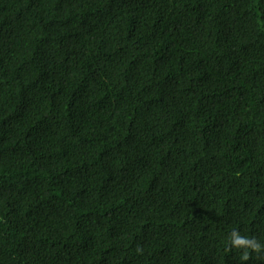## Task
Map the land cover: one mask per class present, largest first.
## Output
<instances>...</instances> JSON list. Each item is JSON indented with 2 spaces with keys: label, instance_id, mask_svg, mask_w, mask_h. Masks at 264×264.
Returning a JSON list of instances; mask_svg holds the SVG:
<instances>
[{
  "label": "trees",
  "instance_id": "16d2710c",
  "mask_svg": "<svg viewBox=\"0 0 264 264\" xmlns=\"http://www.w3.org/2000/svg\"><path fill=\"white\" fill-rule=\"evenodd\" d=\"M264 0H0V264H264Z\"/></svg>",
  "mask_w": 264,
  "mask_h": 264
},
{
  "label": "clouds",
  "instance_id": "9594fccd",
  "mask_svg": "<svg viewBox=\"0 0 264 264\" xmlns=\"http://www.w3.org/2000/svg\"><path fill=\"white\" fill-rule=\"evenodd\" d=\"M227 242L233 249L243 250L240 256L241 261H245L249 258V250L254 253H260L264 250V243H261L254 237L250 238L248 236L241 235L235 229L229 233Z\"/></svg>",
  "mask_w": 264,
  "mask_h": 264
}]
</instances>
